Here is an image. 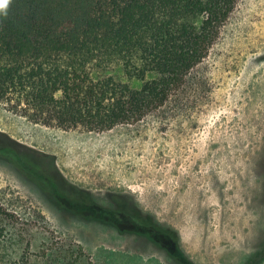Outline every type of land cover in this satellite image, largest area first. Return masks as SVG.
I'll use <instances>...</instances> for the list:
<instances>
[{"label":"rangeland","instance_id":"1","mask_svg":"<svg viewBox=\"0 0 264 264\" xmlns=\"http://www.w3.org/2000/svg\"><path fill=\"white\" fill-rule=\"evenodd\" d=\"M0 205L26 264H180L135 212L175 230L192 264H264V0H239L139 121L62 130L0 105Z\"/></svg>","mask_w":264,"mask_h":264},{"label":"trees","instance_id":"2","mask_svg":"<svg viewBox=\"0 0 264 264\" xmlns=\"http://www.w3.org/2000/svg\"><path fill=\"white\" fill-rule=\"evenodd\" d=\"M238 1L0 0V105L62 130L102 132L139 121L207 56ZM114 70L119 78L106 74ZM130 214L169 239L172 259L192 264L175 230ZM11 217L0 205V264H26L8 254Z\"/></svg>","mask_w":264,"mask_h":264}]
</instances>
